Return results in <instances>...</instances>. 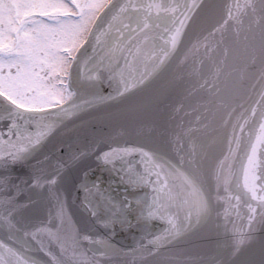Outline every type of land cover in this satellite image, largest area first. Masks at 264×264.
Masks as SVG:
<instances>
[{"label": "water", "instance_id": "water-1", "mask_svg": "<svg viewBox=\"0 0 264 264\" xmlns=\"http://www.w3.org/2000/svg\"><path fill=\"white\" fill-rule=\"evenodd\" d=\"M93 35L82 57L89 74L83 64L80 74L100 102L152 88L132 110L131 127L111 130L115 160L83 154L69 134L50 146L52 175L30 158V115L0 111V141H25L11 168L14 212L0 183V264H264V0H115ZM217 120L227 134L209 167L206 144L215 138L205 134ZM124 148L143 149L155 167L144 175L141 154ZM130 159L139 166L133 183L119 163ZM41 174L106 190L110 203H88L98 220L89 239L57 231L32 183ZM174 184L194 204L210 194L221 217L175 246L153 239Z\"/></svg>", "mask_w": 264, "mask_h": 264}, {"label": "clouds", "instance_id": "clouds-1", "mask_svg": "<svg viewBox=\"0 0 264 264\" xmlns=\"http://www.w3.org/2000/svg\"><path fill=\"white\" fill-rule=\"evenodd\" d=\"M193 23H196L193 18ZM88 45L81 50V57H87ZM66 100L64 105L50 111L37 112L30 115L32 135L26 137L30 145V158H35L40 167L52 175L49 161L53 159L50 146L57 141L65 140L69 134L80 140L79 147L83 154L92 155L101 164L108 158L115 160L118 153L112 146L114 128L131 127V112L142 103L143 96L152 88V83L144 85L126 95H117L107 102H100L96 97L93 85L81 77L77 66L68 65L66 69ZM227 129L222 120H217L205 134L215 138V143H207L206 148L211 159L220 154L223 139ZM147 151H153L151 148ZM55 179V178H53ZM38 200L43 203L44 210L50 214L57 231L70 234L74 239L87 240V233L98 223L97 217L89 214L86 203L91 199L85 195L81 183L68 188L59 181L52 183L44 174L38 175L32 181ZM161 228V235L153 239L165 241L173 246L183 244L191 236L217 224L221 217L216 210L211 195H206L202 203H193L184 185L172 186L171 196L165 197V203L156 213ZM81 217L86 221L82 222ZM155 251V249H153ZM167 250L157 253L163 257ZM155 264H159L157 260Z\"/></svg>", "mask_w": 264, "mask_h": 264}, {"label": "flooded vegetation", "instance_id": "flooded-vegetation-1", "mask_svg": "<svg viewBox=\"0 0 264 264\" xmlns=\"http://www.w3.org/2000/svg\"><path fill=\"white\" fill-rule=\"evenodd\" d=\"M105 1L109 0H0L2 94L18 106L35 109L29 101L24 103L31 94H23L24 88L31 85L35 93V82L31 84L35 74L49 85L67 79L63 64L73 59ZM40 40L48 50H39ZM57 52L63 55V64L55 63Z\"/></svg>", "mask_w": 264, "mask_h": 264}, {"label": "snow or ice", "instance_id": "snow-or-ice-1", "mask_svg": "<svg viewBox=\"0 0 264 264\" xmlns=\"http://www.w3.org/2000/svg\"><path fill=\"white\" fill-rule=\"evenodd\" d=\"M95 35L90 37V39H94ZM85 44L88 43V41H84ZM88 61L83 59L79 53L76 54L75 58L72 60H67L64 64L65 73L66 69L69 64L72 66H77L79 73H81L80 65H85V67L82 70L83 75H88L89 70L86 67ZM14 123L10 120V124ZM25 148V141L21 138H12V137H6L3 141H0V183H2L7 189L10 190L9 195L6 197V203L8 206H10V211L14 212L16 208H18L20 205L16 203L15 201V194L19 191L18 185H13L12 183V174H11V168L15 165L17 160L22 157L24 153ZM124 153H133V152H139L141 154V162L145 163V169H144V175H147L149 171H151L152 168L155 167V162L150 161L147 158V154L144 153L143 149H137V148H124L121 150ZM106 162H112L111 158L109 157ZM113 162V166H114ZM119 163L123 164L125 171V175L129 181V183H133L139 178V172H138V164H136L134 159H130L127 162L121 160ZM35 179V177L33 178ZM52 183H55L56 181L53 179L51 180ZM85 195L88 197H91V199L87 200L86 203H110V198L106 194V190L102 187L99 183H94L92 188L89 189L88 187L82 185ZM164 187L163 181L156 185V189L159 192L161 188Z\"/></svg>", "mask_w": 264, "mask_h": 264}, {"label": "rangeland", "instance_id": "rangeland-1", "mask_svg": "<svg viewBox=\"0 0 264 264\" xmlns=\"http://www.w3.org/2000/svg\"><path fill=\"white\" fill-rule=\"evenodd\" d=\"M57 5H58V3H54L55 7ZM91 14H92V12H91ZM40 45L41 46L39 47V50L48 48V45L43 44L41 40H40ZM44 46H45V48H44ZM47 50H46V52H47ZM64 62H65V60H64L63 55L60 53L58 54V52H57V59H56L55 63L63 64ZM63 65H62V69H63ZM25 82H26V80H25ZM33 83H34V86L32 88H35V93L30 91L31 85L27 86V88L26 89L24 88V90H23V94H26L27 92L31 93L27 96L26 99H23L24 103L29 101L30 104L35 106V107H38V106L43 107V106L50 105L52 103L60 102L63 100L62 97L65 96V94L63 93V88L61 85H59L58 81H55V83L52 85L45 84V82L39 80L38 76L35 74V78L33 75V79L31 80V84H33Z\"/></svg>", "mask_w": 264, "mask_h": 264}]
</instances>
